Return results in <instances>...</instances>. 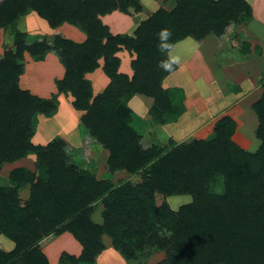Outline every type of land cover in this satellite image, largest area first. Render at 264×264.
I'll list each match as a JSON object with an SVG mask.
<instances>
[{"label":"trees","instance_id":"trees-1","mask_svg":"<svg viewBox=\"0 0 264 264\" xmlns=\"http://www.w3.org/2000/svg\"><path fill=\"white\" fill-rule=\"evenodd\" d=\"M176 1L174 12L161 10L142 22L133 37L113 36L100 18L117 10L127 14L130 7L141 12L138 0L0 3V28L14 25L19 54L33 50L34 59L42 61L51 51L65 66L60 92L66 86L76 99L75 108L88 112L83 125L108 151L110 171L134 175L149 168L137 188L115 187L110 181H98L90 168L69 166L63 140L34 145L37 115L49 114L54 106L21 89L24 67L20 57L10 54L0 62V170L5 164L36 156V171L20 170L26 178L12 180L15 189L30 184V199L24 207L17 202L14 188L0 187V233L18 248L11 256L0 252V264L20 250L26 252L15 264H50L39 243L50 234L62 233H70L82 245L80 258L72 259L82 264H95L105 249L103 235L127 260L156 246L166 253L162 264H264V93L253 107L259 122L255 137L260 141L255 152L242 150L232 140L237 123L229 116L217 121L207 139L170 149L144 150L140 133L133 129L127 101L135 94L154 99L150 113L159 124L171 123L179 115L162 89L163 80L176 69L168 58L174 45L189 36L202 40L210 34L223 35L229 22L241 15L251 20V8L243 0ZM28 10L53 30L65 23L77 27L86 34V42L76 44L57 36L53 47L36 43L26 48L15 21ZM121 45L137 54L132 80L117 74L115 55ZM101 59L111 84L90 104L92 88L84 75L94 72ZM157 193L165 197L188 194L192 202L172 211L166 204L155 203ZM99 204L104 206L103 226L92 220ZM161 226L172 234L158 236Z\"/></svg>","mask_w":264,"mask_h":264},{"label":"crops","instance_id":"crops-1","mask_svg":"<svg viewBox=\"0 0 264 264\" xmlns=\"http://www.w3.org/2000/svg\"><path fill=\"white\" fill-rule=\"evenodd\" d=\"M138 1L143 6L142 14H146L148 12L147 6H151L150 0ZM245 1L251 7V22L244 27V30L240 29L241 39L234 41V49L230 50L225 45H221V38L210 34L202 40H197L192 36L188 37L178 42L169 52L168 58L176 69L163 80L162 89L168 93L171 106L179 115L171 123L155 126H157V129H165L166 132L169 129L176 130L177 134L174 137L177 142L176 145L181 143L179 138L185 135H192L193 138L198 140L207 139L213 133L215 122L225 116H229L237 123V131L248 137L253 144L256 142L254 145L257 149L260 146V141L258 142L255 139V130L259 122L252 109L261 99L263 93L260 78L264 74V0ZM142 14L137 17H141ZM25 21L26 27L38 28V31H44L41 33L49 37L54 36L55 33V35L57 34L76 44H84L87 40L86 34L68 23L63 24L56 30L51 29L47 22L35 12L25 17ZM101 21L103 25L109 28L113 36H134L138 27L131 15L119 11L101 17ZM37 34L32 33L33 37ZM119 48L115 55L119 60L117 74L132 80L135 74L133 62L136 61L137 54L123 45L119 46ZM32 67L37 69L39 67L46 68L45 70L48 71L45 77L46 80L40 84H35L33 87L22 85L21 80V87L43 99H47L51 97V94L57 93L56 81L65 77V69L57 57L49 54L44 61L40 63L33 62ZM104 67L105 61L101 59L99 60V67L86 76L87 80H90L93 94L90 104L95 98L102 95L111 84V79L105 73ZM29 70L31 71L29 66H27V72ZM146 98L151 101L150 104L146 101ZM67 99L66 104L63 103L59 107L61 112L66 113V110L69 111L66 121L62 125L60 122H57V124L59 123L64 128L67 127L71 130L70 124L74 126L78 122L83 124V118L87 116L88 112L77 110L73 107L75 98L71 95ZM127 106L132 112L135 127L138 120L142 119L146 122V119L152 120L150 112L151 107L153 108V100L151 98L135 94L127 101ZM63 116L60 114L59 118ZM147 124L151 126L148 122ZM245 128L246 132L244 131ZM66 135L62 134L60 140L63 139L65 142L67 140ZM147 135H150V132H144L142 136L143 144ZM34 139L35 142L39 140L37 135ZM50 142L54 141L50 140ZM35 145L44 146L45 144L36 142ZM102 150L106 152V155L108 154L107 150L103 148ZM250 151L254 152L252 149ZM31 159H23V162L27 164V166L23 167L29 168L30 170L28 169V171L33 170L35 172V162ZM31 162L32 167L30 166ZM8 165L11 164H6L4 168L8 167ZM1 173L4 174L3 171ZM2 174H0V187H5L9 184V180H7L8 176ZM7 238L4 235V239L9 241ZM76 245L74 247L77 248L73 249L71 253H75L78 250L79 245Z\"/></svg>","mask_w":264,"mask_h":264},{"label":"rangeland","instance_id":"rangeland-1","mask_svg":"<svg viewBox=\"0 0 264 264\" xmlns=\"http://www.w3.org/2000/svg\"><path fill=\"white\" fill-rule=\"evenodd\" d=\"M243 1L246 2L245 0ZM150 4L151 6H147L148 12L146 14L145 13L142 14V12L135 10V8L133 7L129 8L128 10L129 12L127 14L133 17L138 27L142 22L148 20L149 18H152L157 13H159L161 10L166 11L167 13H172L177 8L176 0H152V1L150 0ZM117 11L124 13L120 10H117ZM32 12L33 11L28 10L27 13L21 15L17 19V21H15V24L17 27L16 31L24 38V46L26 48H31L34 44L37 43V46L38 45L40 46L48 45V47H53L54 38L59 35L57 34L55 35L54 33V36L49 37L46 34L41 33L44 31H38L39 30L38 28L35 29L33 27H26L25 17H27ZM139 14H142V16L137 17ZM250 22L251 20L244 18L243 15H241L238 18V20H235V21L232 20L231 22H229V25L225 29V34L218 36V38H221V45L222 44L225 45V47L229 48L230 50L234 49L235 48L234 41L237 39L238 40L241 39L240 29L244 30V27L248 26ZM13 26L14 25L12 24L8 26L7 29L3 27L0 28V31H1L0 32V62L5 60L6 57H9L10 54L15 55L17 59H19L20 57L21 60L19 62L23 64V67H24V73L20 77V82L22 80V85L24 86L28 85L29 87H33L35 86V84H40L42 81H45L46 80L45 77L48 72L47 70H45L46 68L44 69L43 67H39V69L32 67L33 62L40 63L44 61L46 56L49 54H52L55 57L57 56L55 55V53L49 51L45 55H43L42 61H37L36 59H34L33 50L31 51L26 50L22 52L21 54H19L18 45L15 42L16 32H14L15 30ZM26 30H29V31H26ZM31 32L38 33V34L33 37ZM23 38H21L22 42H23ZM57 59L59 60L58 57ZM61 65L65 69V75H66V68L62 63ZM27 66H29V68L31 69V71L30 70L28 71L29 73L27 72ZM87 74L88 73L84 75V80H87L86 78ZM64 79L65 77L62 80L56 81L57 93L51 94V97L47 99H43V98L33 95L29 90L23 89V87H21V83H19L23 91L28 92L31 96H34L41 100L48 101L50 102L49 104L54 106L53 110L50 109L49 114L47 113L45 114L42 111L43 113L37 115V122L35 125V134L32 138V143L35 142L34 138L36 135L39 138V140H36V142L40 144H45L44 146H46L52 143L50 142V140L52 141L60 140L62 138L61 137L62 134H67L66 135L67 140L65 139L64 140H65V143L67 142L65 151L67 155L69 154L67 158V162L69 166H75L76 168L80 170L90 168L91 171L95 174L96 179L98 181H110L112 184H114L115 187L130 184L133 188H137L138 186L142 185L143 180L145 179L147 172L149 171V168H145L141 172L136 173L134 175H130L127 171L111 172L108 166V162H107L109 158V153L106 155V152L102 150L103 147L97 144V142L90 137L89 130L85 127V125L80 124L81 122L80 123L78 122V124L76 123L77 125L75 126L70 124V128H72L71 130L67 127L64 128L63 126H61L66 121V117L69 111L66 110V113H64L63 111L61 112L59 111V107H61L63 103L66 104L68 100L67 97H69L70 95L74 97L72 93L68 90V88H66V86L64 87L65 90L60 92L59 83L63 82ZM87 81L90 83V80H87ZM260 82H261V87H263V93H264V74H263V77L260 78ZM90 86H91V83H90ZM152 100H153V106H154L155 101L154 99ZM146 101L149 104L151 103V101L148 100L147 98H146ZM172 104H173V101H172ZM73 107H75L74 103H73ZM56 108L58 109L55 110ZM63 110L65 111V109ZM59 113L64 116L59 118L60 117ZM146 120L149 124H151V126H148L147 122L142 119L137 121L136 127L132 125L134 131H137L138 133H140L139 135H141L139 144L142 146L144 150H150L151 148L157 147V146H160L161 148L166 147L167 149H170L174 147V145L177 144V142L174 140L175 139L174 137H176V134H177L176 130L169 129L168 132H166L165 129H162V128L157 129L156 128L157 126L155 125H158L159 123L156 119L154 120L153 116H152V120L151 119H146ZM57 122H60L61 125H59V123L57 124ZM216 123L217 122H215V124ZM213 128H215V126ZM244 131L246 132V128L244 129ZM144 132L146 133L150 132V135L146 136L145 142L143 144L142 136ZM233 138L236 142L233 140ZM233 138L232 140L244 151L252 152L250 151L252 149L255 152V149H257L256 146L254 145L256 142H254L253 144L252 141L248 137H246L240 131H237V129L233 135ZM179 140L181 141V143H179L178 145L183 144V143L192 142L193 140H196V139L193 138L192 135L191 136L185 135L182 138H179ZM97 148L99 150V153H98ZM101 151L102 153H100ZM27 158H32L33 160L32 159L31 160L33 162H36V156H33V157L30 156ZM10 164L11 165H8V167H5V168L4 166L6 164L3 165L1 167L0 174H2L1 172L3 171L4 174L2 175L8 176L7 180H9V184L5 186V188L15 189L16 186H15L14 181L12 180L19 179L18 177H20L21 179L26 178L25 176L19 174L18 172L20 170H28L29 168L26 169L25 167H23V166H27V164L23 162V159L15 161L14 163H10ZM30 166L31 167L33 166L32 162L30 163ZM31 171L33 172V170ZM23 186L24 187L15 189L16 199L21 207L25 206L24 204L27 203V200H29V197L31 194L30 184L24 183ZM191 202H192V196L188 194L176 195V196H171V197H165L159 193L155 195V203L158 206L166 204L172 211H178L182 206L188 205ZM103 212H104L103 204H99L97 207H95L94 213L92 215V220L94 221L95 224H98L100 226L104 225ZM156 233L158 234V236L164 237V238L172 234V232L167 227H162V226L157 228ZM7 239H9V241L4 239V234L0 233V252L5 256L7 255L11 256L13 253L17 251L18 248H17V244L13 240H11L10 238H7ZM102 242H103L105 249L96 258L95 264H162L166 259V253L164 250H160L156 246L155 247L148 246L144 250L138 251L133 259L127 260L118 250L114 249L113 242L110 237L103 235ZM76 244L79 245L78 250L75 253H71L73 249L75 250V248H77V247H74ZM39 247L41 251L43 252V254L47 257L50 264H82L79 262L78 263L73 262L72 260L74 258L75 259L74 261H76L78 260V258H80L83 252V247L70 233H62L61 235L50 234L47 237H45L43 240H41V242L39 243ZM25 252L26 251L20 250V252L15 257L6 261L5 264H15L17 259H19V257L22 256V254Z\"/></svg>","mask_w":264,"mask_h":264},{"label":"built area","instance_id":"built-area-1","mask_svg":"<svg viewBox=\"0 0 264 264\" xmlns=\"http://www.w3.org/2000/svg\"><path fill=\"white\" fill-rule=\"evenodd\" d=\"M4 1H6V0H0V3L4 2Z\"/></svg>","mask_w":264,"mask_h":264}]
</instances>
